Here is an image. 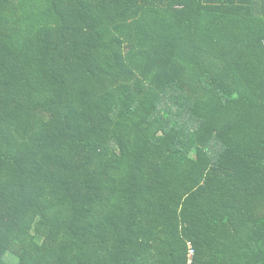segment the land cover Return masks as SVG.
<instances>
[{
	"label": "trees",
	"instance_id": "1",
	"mask_svg": "<svg viewBox=\"0 0 264 264\" xmlns=\"http://www.w3.org/2000/svg\"><path fill=\"white\" fill-rule=\"evenodd\" d=\"M264 264V0H0V264Z\"/></svg>",
	"mask_w": 264,
	"mask_h": 264
},
{
	"label": "built area",
	"instance_id": "2",
	"mask_svg": "<svg viewBox=\"0 0 264 264\" xmlns=\"http://www.w3.org/2000/svg\"><path fill=\"white\" fill-rule=\"evenodd\" d=\"M193 254H194V251H193V249L191 248V246H189V261H188V264L191 263V258H192V256H193Z\"/></svg>",
	"mask_w": 264,
	"mask_h": 264
}]
</instances>
